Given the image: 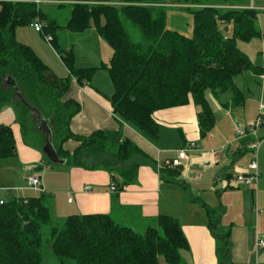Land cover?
Masks as SVG:
<instances>
[{
  "label": "trees",
  "instance_id": "1",
  "mask_svg": "<svg viewBox=\"0 0 264 264\" xmlns=\"http://www.w3.org/2000/svg\"><path fill=\"white\" fill-rule=\"evenodd\" d=\"M82 1L74 4L66 28L78 33L94 25L111 47V59L101 68L106 69L112 84L108 102L119 119L117 130H95L87 136L71 132V120L80 111L77 101L67 97L72 80L89 85L95 69L76 68L73 49L67 50L59 57L69 75L59 78L29 46L16 40L15 30L38 18L41 34L52 37L50 44L57 51L53 31L58 27L49 22L35 0L0 1V112L1 106L18 102V124L25 136L29 110L33 111L34 124L47 122L55 153L65 166L104 171L110 189L113 186L118 195L136 181L141 166L152 167L160 175L169 171L124 135L123 123L156 143L161 126L155 114L192 103L202 139L215 126L206 92H230L235 101L243 98L234 79L244 71L257 70L238 42L255 37L256 13L197 3L188 10L192 16L191 35L184 36L167 28V9L162 0ZM89 1L103 3L94 5ZM225 27L230 32H225ZM69 141L76 144L71 150L64 147ZM14 155L13 132L0 123V161ZM42 161L54 164L45 154ZM170 174L173 179L169 181L180 182L175 179L179 171ZM36 192L35 196L14 198L0 205V264H46L44 248H49L59 264H158V257L166 264H185L180 253L187 250V240L173 217L159 215L156 224L142 232L102 214H72L57 227L52 224L44 190ZM194 202L204 208L211 236L220 243L222 264L230 262L232 242L229 233L221 229L220 210ZM47 227V238L43 240V229Z\"/></svg>",
  "mask_w": 264,
  "mask_h": 264
},
{
  "label": "crops",
  "instance_id": "2",
  "mask_svg": "<svg viewBox=\"0 0 264 264\" xmlns=\"http://www.w3.org/2000/svg\"><path fill=\"white\" fill-rule=\"evenodd\" d=\"M76 3H83V1L41 0L39 2L38 6L46 16L51 9L63 8L65 11L63 17H66V19H63L62 23L58 21V17L48 19L49 22L58 27L53 31L55 48L59 46L55 32L57 30L70 32L66 28V20L70 17ZM88 3L96 5L103 2L89 1ZM161 3L168 10H189L197 7V3L206 7L213 6L221 9L253 10L256 13L254 20L256 35L253 39L263 40L264 0H162ZM27 28L24 31H34V33L40 35V40L33 39L31 33H29L23 39L28 43L24 41L22 43L29 46L37 55L33 47L36 45L43 46L45 43L43 44L41 40L45 42V39L31 25ZM17 31L20 32L21 30H15V38L17 37ZM85 31L94 32L98 41L106 43L100 38L94 25H90ZM224 31L230 32L229 27H225ZM52 44H45L47 48L44 53H47V57L51 60L50 63H47L49 66H46L57 77L65 78L69 75V72ZM74 48L76 68H96L101 64H107L113 52L106 43L107 59L99 58L96 63L79 65ZM261 48H264V42L261 43ZM239 49L242 50L240 46ZM242 51L250 63L256 67L257 72L248 71L250 74H246V77L255 83L256 77H259L260 88L257 97L259 102L252 111L251 105L248 110L246 109L245 98L241 92L243 83H240L243 72L234 79L235 86L240 91L242 99L235 101L233 93L230 92L219 94L206 92V99L215 116V126L211 132L202 138L203 145L201 147H198L201 138L197 128V110L192 103L183 107L166 109L155 114L156 120L161 126V137L156 143L147 141L129 125L123 123L124 135L153 156L157 164H163L166 160L174 158L178 151L186 150L187 158L182 161V166L169 168V171L165 170L162 175L152 167L141 166L136 181L126 186L118 195H115L109 186V176L104 171L71 168L65 166V163L53 164L52 169L48 170L49 165L43 163L42 155L38 149L29 146L24 136H22L17 115L14 114L11 108H7L0 112V123L9 126L13 132L15 155L9 160L5 159L11 161L10 164H7V162L2 164L4 160L0 161V184L7 186L15 183L13 171L11 172L12 179H9L6 175L10 173L7 171L10 170L11 166L17 163L20 165V178L24 177L25 182L33 175L37 174L40 177L43 193L48 197L53 196L50 200L56 208L63 212V214L59 213L63 218L72 214H102L109 216L113 222L119 225L142 232L146 228L154 226L159 215L173 217L179 222L187 240V250L180 253L185 264H222L218 252V241L211 236L207 227L205 210L200 203L194 202V200L206 204L213 210L219 209L221 212L220 223L230 208V202L235 201L238 206L232 208L233 217L228 223L231 230H225L224 225L221 224V229L223 232L229 233L232 242L230 262L224 264H264V249L256 251L254 247L255 236L264 235V215L260 213V210L264 208V174L261 163L257 164L258 177L256 180L238 179L239 172L249 171V167H246L245 171L241 169L248 160V157H243L244 153L251 154V161L255 159L257 163L258 150L264 142L253 152V150L248 149V143L254 142L255 137L247 135L244 138H238L237 136L238 128L246 129L248 123L255 118L264 119L263 111H260V106H263L261 102L264 100V54L261 56L260 52L254 51L251 54L249 49L248 52ZM37 56L41 59L39 55ZM42 62L44 63L43 60ZM46 62H49V60L47 59ZM72 81L67 97L77 101L80 111L71 120V132L78 136H87L95 130H117L119 119L111 112L108 102V98L112 94V85L102 86L96 82L94 77L89 85H78L74 79ZM224 94H229V96L222 98ZM235 110L241 111V114L235 115ZM220 126L223 128L221 131L225 135L215 132ZM232 132L235 133L236 139L235 137L232 138ZM257 133L260 137L264 136V123L256 130V135ZM175 138L174 146L168 144V142L174 141ZM75 145V143L69 141L64 144V147L71 150ZM240 150H242V153ZM222 160H224L223 163ZM199 165H203L204 168L203 181L200 173L194 176L190 172V167ZM172 171H179V175L175 177L180 181L179 183L169 181L173 179L172 174H170ZM189 182L195 186V189L189 187L191 186ZM202 182L203 189L201 190L198 189V186ZM240 183L244 186L239 188ZM85 186H89L90 190L85 191ZM235 188L237 190H234ZM9 191L6 194L11 196ZM18 191L24 192L21 194L22 197L29 196H26L25 192L37 193L28 187V183L20 186ZM69 198H71V201L68 200ZM0 200L5 202L1 198ZM255 209L259 211H255ZM158 264H161V262H158Z\"/></svg>",
  "mask_w": 264,
  "mask_h": 264
},
{
  "label": "rangeland",
  "instance_id": "3",
  "mask_svg": "<svg viewBox=\"0 0 264 264\" xmlns=\"http://www.w3.org/2000/svg\"><path fill=\"white\" fill-rule=\"evenodd\" d=\"M39 2H41V0H39ZM67 6V5H66ZM45 11V10H44ZM69 11V9H68ZM65 14V11L63 8L61 9H51L47 12V16L50 18L52 17H58V21L60 23L63 22V19H66V17H63ZM167 28L169 30L178 32L184 36H190L191 32H192V16H191V12L188 10H178V9H167ZM69 19V17H68ZM68 19L66 21H68ZM259 23V22H258ZM28 26H21L18 27L17 30H21L20 32L17 31L16 32V38L17 41L21 42L24 41L25 43H28L27 41L23 40L24 37H27L29 35V33H31V37L33 39H39L40 40V35H38L37 33H34V31L32 32H26L24 31ZM24 28V29H21ZM56 38L58 40V48H57V52L59 55H62L65 53V51L67 50H72L74 47V53L76 54L77 60H78V64L79 65H86L89 63H96L98 61V59H107L106 57V43H101L100 41L97 40L95 33H89L88 31H83V32H78V33H74V32H61L60 30H57V32H55ZM254 38V37H253ZM252 38V39H253ZM262 38L263 40H260L258 38L255 39H250L248 42H238V47L240 46V48L242 50H244L245 52H248V49L250 51V53L252 54V51L254 52H260V55L263 56L264 54V48H261V43L264 42V32H262ZM45 39V38H44ZM41 42L44 44H48L46 39L45 42L43 40H41ZM36 45L35 47H33V49L36 51L37 55H39L41 57V59L44 61L45 65H48L47 63H50V59L47 57V53H44V50L47 48L46 45ZM248 44V45H247ZM111 48V47H110ZM241 50V51H242ZM243 52V51H242ZM244 53V52H243ZM82 57V59H80ZM49 60V62H46V60ZM80 60V61H79ZM110 61V60H109ZM109 63V62H108ZM107 63V64H108ZM107 64H101L100 66H97L95 69V73H94V79L96 80L97 83H99L100 85H108L111 86L112 84L110 83V78L108 75V72H106V69L101 68L102 65H107ZM49 66V65H48ZM246 74H250L248 73V71H245L242 73V79H241V84L243 83V87L241 89V92L244 95L245 98V104H246V109H249V106L251 105V111L252 109H255L256 104L259 102V98L258 97V91L260 88V80L259 77H256V83L252 82L250 78H247ZM101 86V87H102ZM225 98L227 96H229V94L227 95H223ZM263 106H264V100H262ZM4 107V108H3ZM3 108V109H2ZM7 108H11V110H13L14 114L17 115V120L19 119V114H20V110H21V106L18 104V102H13L11 104H7V105H3L1 106V111L7 109ZM30 114H29V121L27 123L28 125V129L26 132V135L24 136L25 140L28 142V145L38 149V151L40 152L41 155H43L44 153L43 151V142H44V134L42 131H40L38 129V124H34V120H35V113L31 110ZM263 114H264V108H263ZM258 113V112H257ZM262 113V112H261ZM235 115L241 114V111L235 110L234 111ZM217 117L219 118V114L217 112ZM255 118L253 121L249 122L248 125L253 124L256 122ZM264 122V119H263ZM27 128V127H26ZM223 128L220 126L217 131L218 134H223V132L221 131ZM225 135V134H223ZM232 138L235 137V133L232 132L231 134ZM264 136H258L257 133V138H262ZM213 140H215V138H213ZM175 141L176 138L174 139V141H170L168 142V144H170L171 146L175 145ZM212 141V139H211ZM219 142V140H218ZM41 145V146H40ZM203 145V140L201 139L198 143V147H201ZM211 152V151H210ZM209 152V153H210ZM243 157H248L247 163L245 166H242L241 169H243L242 171H245V168L248 167L250 161H251V154H249L248 152L244 153ZM9 160V159H8ZM8 160H4L2 161V164H10L11 161ZM224 162V160H222V163ZM263 167V174H264V143L263 146H261L258 150V154H257V164H260ZM53 165H49V169L51 170ZM20 165H18L17 163H14L10 170L7 172H10L8 175L9 179H12V174L11 172L13 171L14 176H15V183L14 184H8L7 186H3L0 184V189L2 190L0 192V198L3 199L5 202L9 201L11 198H24L22 197V193L24 192H20L18 191L20 186H23L24 184H27V182H25V178L21 177V172H20ZM203 165H199V166H193L190 167V172L192 174H194V176L197 173L201 174V180L203 181ZM4 172V173H7ZM3 173V174H4ZM47 178V177H45ZM264 178V175H263ZM237 184V183H236ZM235 184V187H236ZM189 186L191 189L192 187L195 189V186H193V184L191 182H189ZM244 184L240 183L239 188L243 187ZM198 189H203V182L202 184H200L198 186ZM10 190V194L11 196H9L7 191ZM58 190V188H57ZM231 190V189H230ZM234 190H237L236 188ZM258 191V190H257ZM6 194V195H5ZM26 196H35L36 193L35 192H25ZM250 194V192H249ZM46 205L48 206L50 213H51V220H52V224L54 226L57 227H61L63 224L64 219L63 216H61L59 213L63 214V212L60 211L59 208H56L54 206V203L51 202L50 198L52 195H50V197H48V195H46ZM53 197V196H52ZM225 206V205H223ZM230 208L227 210L225 216L222 218V222L220 223V225H224V229L230 231L231 230V226H229V222L232 220L233 214L232 212V208L235 206H238L237 203H235V201L230 202ZM226 226V227H225ZM48 227L47 229H43V240H46L47 238V232H48ZM218 245H220V243L218 242ZM43 256L45 257L44 262L46 264H59V261L53 257L49 251V248H44L42 250ZM158 262H161V264H166L163 260L162 257H158ZM67 264H74L71 261H68Z\"/></svg>",
  "mask_w": 264,
  "mask_h": 264
},
{
  "label": "built area",
  "instance_id": "4",
  "mask_svg": "<svg viewBox=\"0 0 264 264\" xmlns=\"http://www.w3.org/2000/svg\"><path fill=\"white\" fill-rule=\"evenodd\" d=\"M22 1V0H21ZM35 2L37 4H39V0H35ZM31 26L33 27V29L36 32L41 33L42 32V24L40 22V20L38 18L34 19L31 23ZM44 38L46 39L47 43L50 44V42L52 41V37L51 36H44ZM263 106H260V111H262ZM263 119L262 118H258L256 120L255 123L247 125L246 129H242V128H238L237 129V136L238 138H244L247 135H251L255 137V141L254 142H249L248 143V149L253 150V152H255V150L260 146V144L262 142H264V137L262 139H258L256 136V130L263 124ZM187 158L186 155V150H180L177 152L176 156L172 159L166 160L164 162V165L167 168H177L182 166V161L185 160ZM249 171L246 172H239L238 174V179L239 180H256L258 177L257 174V163L256 160H252L248 166ZM28 183V187L32 190L35 191H43L42 185H41V180L40 177L36 174L31 176L30 178H28L27 180ZM85 191H89L90 187L89 186H85L84 187ZM111 190H114V187L111 186ZM69 201H71V198L68 199ZM3 204V201L0 200V205ZM255 211H259L258 209H255ZM260 213L264 215V208L262 210H260ZM254 247L255 250H262L264 249V235L263 236H258L256 235L254 238Z\"/></svg>",
  "mask_w": 264,
  "mask_h": 264
},
{
  "label": "water",
  "instance_id": "5",
  "mask_svg": "<svg viewBox=\"0 0 264 264\" xmlns=\"http://www.w3.org/2000/svg\"><path fill=\"white\" fill-rule=\"evenodd\" d=\"M13 86H14V83L12 82L11 83ZM21 101L23 103H25L23 101V99H21ZM38 129L40 131L43 132L44 134V138H45V143H44V146H43V153L48 157V159L54 163V164H63L64 161L59 159L55 153V150L53 148V144H52V133H51V130L50 128L47 126V122L45 121H39V124H38Z\"/></svg>",
  "mask_w": 264,
  "mask_h": 264
}]
</instances>
